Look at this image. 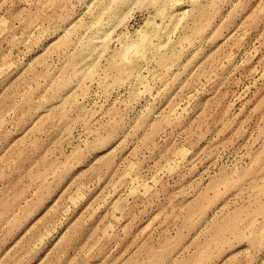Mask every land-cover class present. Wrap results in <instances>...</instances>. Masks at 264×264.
Here are the masks:
<instances>
[{
	"label": "rangeland",
	"instance_id": "obj_1",
	"mask_svg": "<svg viewBox=\"0 0 264 264\" xmlns=\"http://www.w3.org/2000/svg\"><path fill=\"white\" fill-rule=\"evenodd\" d=\"M0 264H264V0H0Z\"/></svg>",
	"mask_w": 264,
	"mask_h": 264
},
{
	"label": "bare ground",
	"instance_id": "obj_2",
	"mask_svg": "<svg viewBox=\"0 0 264 264\" xmlns=\"http://www.w3.org/2000/svg\"><path fill=\"white\" fill-rule=\"evenodd\" d=\"M149 41H150L149 37H147V35L143 34L141 36L140 41L128 42L125 45L123 56L125 58H129L133 54H139L140 52H142L144 50V48L146 46H148Z\"/></svg>",
	"mask_w": 264,
	"mask_h": 264
}]
</instances>
